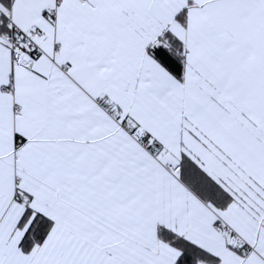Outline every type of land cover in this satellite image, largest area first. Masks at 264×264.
Returning a JSON list of instances; mask_svg holds the SVG:
<instances>
[{
  "label": "snow or ice",
  "instance_id": "obj_1",
  "mask_svg": "<svg viewBox=\"0 0 264 264\" xmlns=\"http://www.w3.org/2000/svg\"><path fill=\"white\" fill-rule=\"evenodd\" d=\"M0 264H264V0H0Z\"/></svg>",
  "mask_w": 264,
  "mask_h": 264
}]
</instances>
